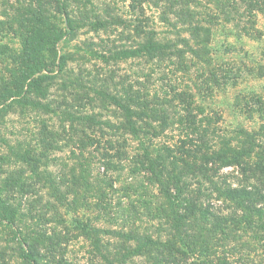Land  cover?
Masks as SVG:
<instances>
[{"label": "trees", "instance_id": "1", "mask_svg": "<svg viewBox=\"0 0 264 264\" xmlns=\"http://www.w3.org/2000/svg\"><path fill=\"white\" fill-rule=\"evenodd\" d=\"M100 1L1 0L0 264H68L74 235L96 258L88 264H264V123L225 126L199 98L243 74L264 79L263 67L235 74L217 57L263 39L264 0H129L128 16ZM85 59L106 70L69 68ZM130 60L143 68L120 74ZM157 72L161 91L149 86ZM55 103L61 136L40 121L21 158L37 179L46 152L68 162L57 179L47 172V198L23 200L32 186L4 170L8 116Z\"/></svg>", "mask_w": 264, "mask_h": 264}, {"label": "rangeland", "instance_id": "2", "mask_svg": "<svg viewBox=\"0 0 264 264\" xmlns=\"http://www.w3.org/2000/svg\"><path fill=\"white\" fill-rule=\"evenodd\" d=\"M92 4H100V0H90ZM109 4H112L114 8H116L118 14L122 15H130L128 14V2L129 0H103ZM13 2V0H12ZM1 3V0H0ZM146 12L148 15H153L157 17L158 12L151 7V4L145 3ZM257 27L260 30H264V18L259 17L257 20ZM84 39V37H80ZM94 40H97L94 38ZM4 43L9 44V46L17 48V44H11L3 41ZM235 45V44H234ZM218 59H222V63L226 70H233L235 74H240L238 70H245V67L250 68L254 73L259 70L260 67L264 68V37L259 41H251L244 39V45H237L233 52H218ZM217 59V60H218ZM140 61H128L121 62L115 65L116 70L121 73H126L128 75H133L134 73L139 72V69L143 68L140 65ZM69 68L74 72L78 73L79 70L83 72L86 76L90 72L93 74L96 71H104L106 67L102 63H98L93 59H85L84 61L74 62L69 65ZM5 69L4 56H0V71ZM237 70V71H236ZM166 71V70H165ZM167 72V71H166ZM161 73H154L151 83L149 86L151 88H155V90L161 91V88L164 86L160 78ZM170 76V75H169ZM177 76V75H176ZM180 76V75H179ZM241 79H243L244 83L238 82L236 85H227L224 88H219L213 94V97H201L199 96L202 104L205 106H212L219 111L223 112L224 125H228L229 123H234L237 119L243 121L247 127L258 128L259 125L264 123V119L260 120V115L264 116V79H253V76H248L247 74L241 75ZM188 84H191V81L184 79ZM59 83V81L57 82ZM71 90L67 92V90L63 91L64 93H71L75 90L72 86ZM60 93L59 84H55L50 89V94L48 97V101L55 98L57 94ZM55 99L59 100L58 97ZM262 105L263 113L261 111L257 112L258 106L257 101ZM58 102V101H57ZM88 102V101H87ZM243 104L248 105V107L253 106L254 110L252 112H245L243 110L234 112L232 105H237L238 107ZM57 106V107H56ZM247 107V108H248ZM55 112L41 110V109H21L15 108L12 114L8 116V122L11 120L8 126V131L6 132V137L11 141L10 152L8 153L9 164L4 165V170L6 172L12 171L16 175V184L19 182V179L28 182L27 184L32 186V190L28 191L27 195L23 197V200H30L34 198L33 193L38 192V194L45 195L48 193L47 188V172H51L55 178H59L60 173L64 171V166L67 161V151H49L46 152L47 157L42 159L40 163L38 172H40V179H37L34 175L31 174L30 167L26 165L21 155L24 153L26 149L29 147H34V135L38 133L41 129L40 121H44L49 129H52L56 132H59V136L62 133L63 127V115H62V107L59 106L58 103L53 105ZM261 108V107H260ZM98 110V109H97ZM256 111V112H255ZM104 112V111H103ZM262 118V117H261ZM264 118V117H263ZM6 124V125H8ZM177 134L176 131L172 133V136ZM169 142L172 141L173 137L168 135ZM61 144V143H60ZM38 151V150H37ZM71 161V160H69ZM24 169V174L21 175V170ZM47 170V171H46ZM226 172V171H225ZM32 177V179H29ZM18 185V184H17ZM36 195V194H35ZM56 225L53 222L48 223L46 226L48 228H53ZM59 227H63V225H59ZM76 234L72 231L69 236ZM91 250L90 246L87 242L83 241L81 238L75 239V235L70 237V241L68 242V250H67V260L68 264H88L90 258L96 259L91 256L89 253Z\"/></svg>", "mask_w": 264, "mask_h": 264}]
</instances>
